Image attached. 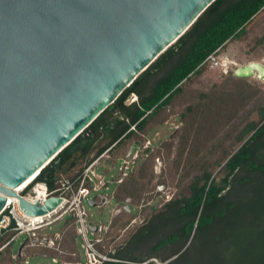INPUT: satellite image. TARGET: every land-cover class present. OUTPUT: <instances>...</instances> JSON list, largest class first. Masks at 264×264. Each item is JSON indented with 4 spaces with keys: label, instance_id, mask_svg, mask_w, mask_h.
I'll list each match as a JSON object with an SVG mask.
<instances>
[{
    "label": "trees",
    "instance_id": "trees-1",
    "mask_svg": "<svg viewBox=\"0 0 264 264\" xmlns=\"http://www.w3.org/2000/svg\"><path fill=\"white\" fill-rule=\"evenodd\" d=\"M263 9L264 0L212 2L189 29L117 98L116 101L120 102L131 95L137 98L134 103L123 107L129 126L135 128L129 139L139 141L151 124L163 122L164 112L183 94L186 82L202 74L204 67L200 64L205 58L216 49L240 39L246 33L247 25ZM253 112L258 114L259 121L245 123L235 136V148H222L219 156L212 158L211 162L206 159V154L201 155L204 147L207 144L214 146L215 140L235 120ZM178 118L182 127L172 166L177 171L189 164L183 178H188L194 169L195 174L177 196L164 202L161 212L149 216L135 229L128 241V249L137 239L141 242L155 240L153 249L156 251L180 239V249L160 259L164 264H174L188 252L200 233L223 223L226 227L224 234L213 240L216 255L212 264H264V154L261 152L264 147V92L247 79L235 78L230 70L221 82L200 91L193 101L186 103ZM78 140L57 154L34 182L44 181L48 188H54V176L61 172L70 157L69 151ZM104 149L98 150L93 159ZM161 149L157 147L150 152L116 185L113 190L116 203H123L128 198L137 202L141 198L146 187L144 180L147 183L152 180L154 159L160 156ZM196 156L199 161L191 165ZM56 162L59 164L55 168ZM114 162L115 158L111 164ZM214 168L219 170L214 173ZM238 191L241 196L234 197ZM122 212L128 215L126 211ZM111 224L114 225L115 220ZM73 240L74 233L70 232V241ZM186 243L185 249L177 255ZM113 250L120 262L104 264H142L154 257L147 254L144 259H137L131 257L129 250ZM13 251L12 244L2 250L0 264H29L26 258L13 260ZM108 254L111 255V251ZM169 258L173 259L165 263Z\"/></svg>",
    "mask_w": 264,
    "mask_h": 264
},
{
    "label": "water",
    "instance_id": "water-1",
    "mask_svg": "<svg viewBox=\"0 0 264 264\" xmlns=\"http://www.w3.org/2000/svg\"><path fill=\"white\" fill-rule=\"evenodd\" d=\"M214 1L0 0V211L7 196L28 216L54 209L62 199L32 204L12 188L83 135ZM233 76L264 81V65Z\"/></svg>",
    "mask_w": 264,
    "mask_h": 264
},
{
    "label": "rangeland",
    "instance_id": "rangeland-1",
    "mask_svg": "<svg viewBox=\"0 0 264 264\" xmlns=\"http://www.w3.org/2000/svg\"><path fill=\"white\" fill-rule=\"evenodd\" d=\"M262 37L264 38V9L255 16L251 23L247 25L246 33L240 39L229 42L221 49V53H224L227 58L233 61L236 65H229L232 73L237 67L250 62H258L264 65V39H262L261 42H258ZM228 73L225 75L217 69H211L208 66H205L199 77L192 78L190 81L186 82L183 94L176 98L168 109H166L164 112L165 120L160 123L151 124L143 137L139 139V144L136 148L137 152H135L132 157V159L134 157L136 158H134V163L131 164L132 170H135L137 166L147 157V155H149L150 152L154 151L157 147H161L162 149L160 151V156L154 159L152 180L148 183L146 179L144 180L146 187L141 198L137 202H131L128 198V215H125L122 212L125 210L116 212L117 207L113 199H109V201L106 202V204L100 209L91 207L87 204V202H85V204H87L86 208L88 209V212L92 214L91 220L94 223L101 222V224L106 225L108 220H111V222L115 220L114 225H109L107 233L104 237L103 245L105 250H129V252L132 253L131 257H135L137 259H144L147 254H151L154 257L142 264H164L160 260L161 258L169 256L170 253L180 249V239L157 251L153 249L155 240H144L143 242L139 239L134 240L130 243L129 249L128 241L135 229L147 218H149V216L162 211L165 199L164 195L159 197V193L156 192V186L163 185L164 190L162 192H164V194H168L169 199H171L179 194L180 190L186 185L187 180L195 174L194 169L193 173L188 178H183L189 164H187L185 168H180L177 171L172 166V161L176 152L175 147L177 146L178 135L180 134V129L182 127V123L179 121L178 115L186 103L194 100L197 93L200 91H206L214 84L221 82L228 75ZM245 79H247V81L252 85L259 87L264 92L263 80L257 78L256 76ZM134 99L137 100L136 96H129L127 104ZM252 120L256 122L259 121V117L256 112H253L248 117L247 115H244L235 120L234 123H232V125L228 127L217 140H215L214 146L207 144L206 147H204L201 155L206 154V159L208 162H211L212 158L219 156L222 148H235L237 145L235 142V136H237L244 128L247 121ZM148 142H150L152 146L147 145ZM146 146H149V149H147ZM169 146L170 150H168ZM261 152L264 154V147ZM115 155L116 154H110V157L106 159L110 165H112L111 162L113 161V158L116 157ZM92 156L93 153H90L84 158L85 163L83 169L89 165L90 161L94 160ZM104 158H106L105 154L103 156V159ZM156 159L159 160L158 163L156 162ZM198 161V156H196V158H192L191 165H194ZM119 162L120 160L117 161L116 165H118ZM108 163L105 160H101L95 167L92 168V172L95 174L98 173L99 175H112L119 178L124 176L123 172L125 171L123 170L120 172L118 168L110 170V173L107 172L106 168H108ZM218 170L219 168H214L213 172L216 173ZM77 171L73 170L69 175L61 174L60 176H63L61 177V180L64 181L63 179H71ZM105 172L107 173L105 174ZM240 175H242V173ZM219 176H222V173H220ZM125 177L122 178L124 179ZM115 187L116 185H113L111 190L107 191L108 193L104 189H101L100 193L104 194L106 192L110 196L111 191H113ZM240 194L241 193L239 191L237 193L235 192L234 197H240ZM118 207H120V205H118ZM66 217L67 216H64L63 218L57 220L50 225V227L45 228L42 231L39 230L38 233L40 235L52 237L54 232L59 231L62 228ZM171 226L172 224H170L169 227L170 231L172 230ZM225 230L226 227L224 224L219 223L206 233H200L197 239L192 243L188 252H186V254H184L183 257L177 260L174 264H212L213 258H215L216 255V247L213 240H215L214 238H221ZM65 231L66 232L57 250L43 246H30L29 241H24L26 238L25 234L18 235L12 244L14 251L11 258L13 260L17 257L26 258V262L29 264H37L41 262L52 263V258L57 259L58 263L56 264H61V262L64 261L74 262L78 257H72L71 253H79L78 246L75 243V233L71 228H67ZM70 232L74 233L73 241H70ZM22 243H24V246L20 251V256H18L17 249ZM186 246L187 243L177 255H179ZM8 247L9 245L6 248ZM49 255H51V258H49Z\"/></svg>",
    "mask_w": 264,
    "mask_h": 264
},
{
    "label": "built area",
    "instance_id": "built-area-1",
    "mask_svg": "<svg viewBox=\"0 0 264 264\" xmlns=\"http://www.w3.org/2000/svg\"><path fill=\"white\" fill-rule=\"evenodd\" d=\"M229 65L236 66L224 53H221V47L208 55L200 64L201 67L208 66L211 69H217L225 75L230 70ZM136 148L132 157L137 152ZM156 162L158 163L159 160L156 159ZM97 164L98 159L90 161L89 165L77 176L71 179H63L64 181L60 179L52 189L48 188L47 183L44 181L34 182L35 178L20 189L17 187L12 188L18 196L32 204L38 201V204L41 205L52 197L62 200L54 209L47 211L44 215L32 217L26 215L20 209L18 199L6 197L5 205L0 211V251L4 250L8 245L13 244L15 238L22 234L26 235L24 241H29L30 246H43L57 250L66 232L65 229L71 228L75 233V243L79 250V253L73 252L71 256L78 257V260L74 262L64 261L61 264H104L120 262L114 256L113 249L105 250L103 245L104 237L111 224V220H108L106 225L101 224V222L94 223L91 220L92 214L88 212L86 206L88 204L91 207L100 209L109 199H113V191H111L110 196L107 194V191L111 190L113 185H118L122 182V177L126 176V169L124 166L119 168L120 172L125 171L123 172L124 176L120 178L112 175H99L98 173L95 174L92 172V168ZM101 189H104L107 193H100ZM163 190V185L156 186V192L159 193V197L164 195L165 201L170 200L168 194L162 192ZM91 201H94L93 206L90 204ZM115 205L117 207L116 212H121L125 206H128V199L123 203L115 202ZM64 216L67 217L62 228L54 232L52 237L38 233L39 230L42 231L50 227V225ZM110 251L111 255L108 254ZM51 260L53 264L58 263L55 258Z\"/></svg>",
    "mask_w": 264,
    "mask_h": 264
},
{
    "label": "flooded vegetation",
    "instance_id": "flooded-vegetation-1",
    "mask_svg": "<svg viewBox=\"0 0 264 264\" xmlns=\"http://www.w3.org/2000/svg\"><path fill=\"white\" fill-rule=\"evenodd\" d=\"M127 100L128 98L121 102L115 101L110 108L104 110L100 114V116L85 130L83 135L78 137L79 140L69 151L70 157L67 163L61 168V172L55 174L53 179L54 185H56V182L63 177L60 176L61 174L69 175L71 171H77L79 169L72 178L77 176L83 170L85 163L84 158L90 153H93L92 157H94L96 152L103 148L105 149L94 158L98 159V163L101 160H105L108 163V160L106 159L110 157V154H116L115 162L112 165L108 163L106 171L109 172L115 168H118L119 170L121 166H124L126 169V176L132 171L131 164L134 163L136 158H133L132 160L131 158L139 141L130 140L128 137L131 131L135 128L134 126L133 128L132 126H129V119L124 113L123 107L134 103L136 100L134 99L129 104H127ZM148 145L152 146L150 142H148ZM131 146H133V150L128 157V152ZM146 148L149 149V146ZM104 154L106 155V158L103 159ZM118 160H120V162L116 165ZM58 162H56L53 167L56 168L59 164Z\"/></svg>",
    "mask_w": 264,
    "mask_h": 264
},
{
    "label": "bare ground",
    "instance_id": "bare-ground-1",
    "mask_svg": "<svg viewBox=\"0 0 264 264\" xmlns=\"http://www.w3.org/2000/svg\"><path fill=\"white\" fill-rule=\"evenodd\" d=\"M40 170V169H39ZM37 170L34 174H32L31 176H29L27 179H25L22 183H20L18 186H16L18 189L22 188L24 185H26L27 183H29L30 181H32L34 178L37 177V175L40 173V171ZM9 197V196H7ZM37 220V219H36Z\"/></svg>",
    "mask_w": 264,
    "mask_h": 264
}]
</instances>
